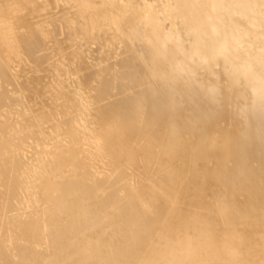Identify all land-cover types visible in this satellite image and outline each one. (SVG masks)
Masks as SVG:
<instances>
[{
  "label": "bare ground",
  "instance_id": "obj_1",
  "mask_svg": "<svg viewBox=\"0 0 264 264\" xmlns=\"http://www.w3.org/2000/svg\"><path fill=\"white\" fill-rule=\"evenodd\" d=\"M0 185V264H264V0H0Z\"/></svg>",
  "mask_w": 264,
  "mask_h": 264
},
{
  "label": "rangeland",
  "instance_id": "obj_2",
  "mask_svg": "<svg viewBox=\"0 0 264 264\" xmlns=\"http://www.w3.org/2000/svg\"><path fill=\"white\" fill-rule=\"evenodd\" d=\"M39 74H41V73H39ZM52 82H53V81H52ZM31 95H33V94H31ZM33 96H34V95H33ZM47 97H49V96H47ZM41 100H42V99H41ZM41 100H39V101H41ZM45 100H46V98H44L42 101H45ZM6 109H7V108H6ZM6 109H5V110H6ZM11 109H12V108H11ZM9 111H10V110H9ZM11 111H12V110H11ZM11 111H10V112H11ZM10 115H13L12 112H11ZM10 115H9V116H10ZM13 116H14V115H13ZM17 137H18V136H15V137H13V138H11V139H9V140H10V141H11V140H14V139H16ZM29 152H30V153H28V155H29L28 157H30V155H31V153H32L31 150H30ZM0 188H1V185H0ZM11 203H12V200L9 201V204H11ZM14 204H16V203H14ZM16 260H18V259H16Z\"/></svg>",
  "mask_w": 264,
  "mask_h": 264
}]
</instances>
